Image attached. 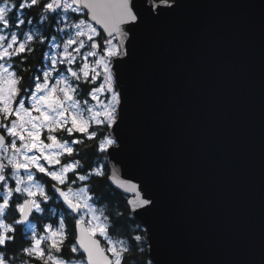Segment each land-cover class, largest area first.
<instances>
[{
  "label": "water",
  "instance_id": "95a60500",
  "mask_svg": "<svg viewBox=\"0 0 264 264\" xmlns=\"http://www.w3.org/2000/svg\"><path fill=\"white\" fill-rule=\"evenodd\" d=\"M180 3L134 29L114 69L109 182L155 197L133 214L152 264H264V0Z\"/></svg>",
  "mask_w": 264,
  "mask_h": 264
},
{
  "label": "snow or ice",
  "instance_id": "6c2138e0",
  "mask_svg": "<svg viewBox=\"0 0 264 264\" xmlns=\"http://www.w3.org/2000/svg\"><path fill=\"white\" fill-rule=\"evenodd\" d=\"M180 6V0H2L0 264H129L130 252H143L150 230L132 235L127 226L136 223L133 214L156 207L155 197L121 182L132 198L114 210L113 194L100 191L95 179L105 176L107 161L97 158L93 167L77 146L94 141L93 152L109 155L122 147L116 129L124 91L114 69L129 57L125 45L134 29ZM34 23L43 31L23 30ZM33 220L48 222L37 232Z\"/></svg>",
  "mask_w": 264,
  "mask_h": 264
},
{
  "label": "trees",
  "instance_id": "16d2710c",
  "mask_svg": "<svg viewBox=\"0 0 264 264\" xmlns=\"http://www.w3.org/2000/svg\"><path fill=\"white\" fill-rule=\"evenodd\" d=\"M20 11H17V15ZM23 16L26 17L27 13L26 12H22ZM42 23V22H41ZM28 25V24H26ZM25 28V26H23V29ZM32 30L35 32L37 30L39 31H43L42 28L39 27L38 24H33ZM39 47V46H36ZM38 54V53H37ZM32 62L35 63V55H33L31 57ZM90 147L85 148V151L89 153V156L86 157V162L88 164H91L92 166L95 164V162L97 161V158H101L100 154L98 153V151H94L93 149H95V145L96 142H89ZM109 169H107V173L105 174V176L103 178H95L97 180H100V184L98 185V189L100 191L103 192H110L112 193V200L113 203L111 205V207L115 210L117 207L119 208L120 211H123V204L128 200V196L126 194H124L123 192L119 191L118 189H116L115 187H113L111 185V183L109 182ZM105 203H107V201H105ZM48 221H38V226L39 228H41L43 223H47ZM137 222L136 223H129L128 224V231L132 234H142L141 230H143V228L139 225V229H137ZM124 238V237H121ZM141 247L143 248V252H140L139 250L135 251V252H130L128 254V261L129 264H140V262H143V264H147V261H149V252H148V243L147 241H145ZM133 257L135 259H133Z\"/></svg>",
  "mask_w": 264,
  "mask_h": 264
},
{
  "label": "flooded vegetation",
  "instance_id": "af4514ba",
  "mask_svg": "<svg viewBox=\"0 0 264 264\" xmlns=\"http://www.w3.org/2000/svg\"><path fill=\"white\" fill-rule=\"evenodd\" d=\"M20 16V15H19ZM22 18H25L24 16L22 17ZM29 25V24H28ZM28 25H24L25 26V28L23 29L24 31H33L32 30V27H33V25L30 27V25L28 26ZM29 28H31V29H29ZM45 50H47V49H45ZM77 147H81V150L82 151H85V148H83L82 146H77ZM98 151V150H97ZM98 153L100 154V157L101 158H99V163H101V164H103L104 163V161H107V163H106V165H105V167H104V172H105V174L107 173V169H109V173H110V168H109V165H108V155H107V153H101V152H99L98 151ZM96 166V163L93 165V167H95ZM23 173V172H22ZM24 174V173H23ZM57 211H59V210H57ZM37 215H40V214H37ZM30 219H31V217H30ZM36 221L35 220H33L32 221V223H35ZM29 229V225H24V228H23V230H24V232L25 233H27L28 235H31V233H30V231L28 230ZM40 231V228H39V226L37 227V232H39ZM150 260V259H149Z\"/></svg>",
  "mask_w": 264,
  "mask_h": 264
},
{
  "label": "rangeland",
  "instance_id": "374dc122",
  "mask_svg": "<svg viewBox=\"0 0 264 264\" xmlns=\"http://www.w3.org/2000/svg\"><path fill=\"white\" fill-rule=\"evenodd\" d=\"M0 3H2V0H0ZM18 15H20L21 18L23 17L22 12H19ZM29 25H30V27H31L33 24H29ZM29 25H28V26H29ZM29 29H31V28H29ZM90 59H92V58H90ZM98 83H99V81H98ZM101 98L103 99V97H101ZM93 103H94V102H93ZM21 174L23 175V173H21ZM31 227H35V229H36V231H37L38 221H36L35 223H32ZM28 230H29L30 233H31V228H30V226H29V229H28Z\"/></svg>",
  "mask_w": 264,
  "mask_h": 264
}]
</instances>
